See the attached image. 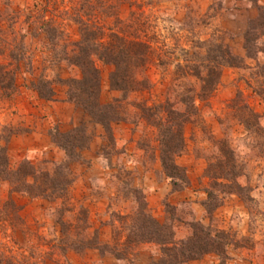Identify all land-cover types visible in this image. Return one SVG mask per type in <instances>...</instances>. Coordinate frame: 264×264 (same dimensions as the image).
Returning <instances> with one entry per match:
<instances>
[{
	"label": "rangeland",
	"instance_id": "1",
	"mask_svg": "<svg viewBox=\"0 0 264 264\" xmlns=\"http://www.w3.org/2000/svg\"><path fill=\"white\" fill-rule=\"evenodd\" d=\"M77 3L0 0V48L12 49L24 43L29 56L18 60L0 56V65L11 64L7 69L12 73L20 67L17 91H0V145L8 148L10 168L17 169L28 160L43 172L53 171V163L55 171H61L60 165L70 162L74 180L68 196L57 201L12 193L9 185L0 181V205L3 207L9 199L14 201L19 217L12 224L0 219V258L10 259L13 264H164L170 258L161 244L133 242L121 246L123 237L130 233L128 226L133 217L139 208H146L156 220L174 228V249H180L181 242L193 236L192 225L196 223L204 225L213 240L221 242L222 256L211 251L183 264H223L222 258L224 264H264V35L259 31L251 34L249 52L245 41L249 22L257 18L253 1L158 0L152 7L163 41L171 42L167 29L174 27L179 31L173 23H187L186 16L190 15L199 22L193 25L196 30L207 36L219 31L242 60L240 67L223 72L209 104H199L207 132L195 122L186 128L187 152L178 163L186 168L191 185L179 192L173 190L163 172L157 156V134L152 127L120 122L106 133L83 110L67 101V87L57 83L59 77L80 76L61 53L63 45L78 39V27L68 18L62 21L60 15L64 16L63 12ZM44 9L46 17L53 20L52 30L62 32V41L57 45L51 44L41 29L39 17L43 14L39 16V11ZM179 33L185 44L187 32ZM20 34H24L22 41ZM100 67L101 102L105 104L119 94L108 86L111 67ZM44 72L54 80L55 97L51 101L40 99L32 89L33 82ZM147 74L157 84L158 94L165 90L160 85L159 69L153 67ZM246 103L260 115L258 132L238 120L237 114L247 113ZM76 127L86 128L91 141L82 152V159L71 163L58 147L54 134ZM223 138L230 140L243 169L238 183L244 190L225 196L218 208L208 212L205 189L209 180L205 170L208 160L219 155L218 143L214 141ZM63 223L68 226L72 241L98 240L100 245L84 252L73 248L64 253L56 249L53 246L59 244Z\"/></svg>",
	"mask_w": 264,
	"mask_h": 264
},
{
	"label": "trees",
	"instance_id": "2",
	"mask_svg": "<svg viewBox=\"0 0 264 264\" xmlns=\"http://www.w3.org/2000/svg\"><path fill=\"white\" fill-rule=\"evenodd\" d=\"M77 1L70 8L72 15L69 10L63 12L64 16L60 15L62 21L68 18L67 21L78 27V39L63 45L61 53L69 65L79 70L80 76L57 78L58 84L67 87V101L83 110L106 133H111L112 125L120 122L152 127L157 134V156L165 176L174 191L184 190L191 182L186 168L179 165L178 159L187 152L186 128L195 122L203 132H207L208 125L201 115L199 104H209L223 72L228 68L240 67L242 60L233 53L219 31L207 36L196 30L193 25L199 22L190 15L186 16L189 19L187 23H173L175 27L178 25L176 28L179 31L187 32L185 44L182 43L183 34L180 35L174 27L167 29L171 42L163 41L156 16L152 13V7H156L158 0ZM250 1H253L257 18L249 22L245 33L248 52L251 49V34L259 31L264 35V2ZM41 13V29L48 35L49 42L57 45L62 41V32L52 30L53 20L46 17L45 9L39 11V16ZM20 36L22 41L24 34ZM27 51L24 43L14 45L12 49L2 46L0 56L17 60L20 57L29 58L26 56ZM100 65L111 67L108 86L119 94L105 104L101 102L103 73ZM9 66L0 65V91L12 94L18 89L17 71L20 67L17 66L12 73L7 69ZM153 67L160 70V85L165 89L159 94L157 84L147 74ZM45 73L39 76L37 82H33L32 89L40 99L51 101L55 97L54 80ZM245 110L247 113L237 114L238 120L246 128L254 127V131H260V115L247 103ZM54 138L58 147L73 161L71 163L82 159V152L91 141L90 133L84 127H76L69 132L57 131ZM214 143H218L219 155L208 160L205 170V177L209 180L205 189V207L208 212L218 208L225 196L244 190L238 183L243 169L230 140L217 139ZM9 161L8 148L0 145V181L6 182L12 193L24 192L29 197L49 201L68 196V189L74 182L70 162H63L59 167L61 171H55L53 163V171L45 169L43 172L28 160L23 161L17 169L10 168ZM4 203L3 207L0 205V219L12 224L19 218L17 205L10 199ZM139 209L131 221L132 225L128 226L130 233L123 237L122 247L133 242L161 244L170 258L164 264H183L200 259L211 251L222 256L221 242L213 240L214 236L206 232L204 225H192L193 236L182 241L180 249H174V228L156 220L146 208ZM61 227L63 230L59 232V244L53 247L64 253L73 248L84 252L100 245L98 240L93 243L85 242L83 238L72 241L73 236L67 233L68 226L63 223ZM208 246L211 248H206ZM224 262L225 258H222ZM0 264H13V261L0 258Z\"/></svg>",
	"mask_w": 264,
	"mask_h": 264
},
{
	"label": "crops",
	"instance_id": "3",
	"mask_svg": "<svg viewBox=\"0 0 264 264\" xmlns=\"http://www.w3.org/2000/svg\"><path fill=\"white\" fill-rule=\"evenodd\" d=\"M96 144H97V142L93 143L92 146H91V148L92 149L95 148L96 147Z\"/></svg>",
	"mask_w": 264,
	"mask_h": 264
}]
</instances>
